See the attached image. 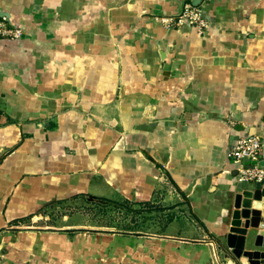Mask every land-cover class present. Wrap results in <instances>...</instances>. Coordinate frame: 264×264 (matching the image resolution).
<instances>
[{
    "label": "crops",
    "instance_id": "0c3cea01",
    "mask_svg": "<svg viewBox=\"0 0 264 264\" xmlns=\"http://www.w3.org/2000/svg\"><path fill=\"white\" fill-rule=\"evenodd\" d=\"M183 1L0 0L23 29L0 38V264L239 262L228 150L257 134L264 166V0H203L202 33L164 22ZM110 205L161 235L89 219Z\"/></svg>",
    "mask_w": 264,
    "mask_h": 264
},
{
    "label": "built area",
    "instance_id": "2783aa9c",
    "mask_svg": "<svg viewBox=\"0 0 264 264\" xmlns=\"http://www.w3.org/2000/svg\"><path fill=\"white\" fill-rule=\"evenodd\" d=\"M168 26L188 24L198 33H202L207 26L201 7L193 6L189 2L182 5L180 12L169 18H164ZM23 29L12 17L0 16V38L11 40L20 39ZM228 157L235 171L237 182L245 183L253 188L264 186V166L262 165V137L257 134H245L234 138L228 150Z\"/></svg>",
    "mask_w": 264,
    "mask_h": 264
},
{
    "label": "water",
    "instance_id": "95a60500",
    "mask_svg": "<svg viewBox=\"0 0 264 264\" xmlns=\"http://www.w3.org/2000/svg\"><path fill=\"white\" fill-rule=\"evenodd\" d=\"M193 6H199L203 0H184ZM235 174V171L233 172ZM264 199V186L246 188L235 194L231 212L230 227L225 237V246L230 254L239 260L246 258L247 264H264V216L263 211L252 206L254 201ZM249 229L252 231L249 232ZM248 237V238H247ZM254 249H246V241Z\"/></svg>",
    "mask_w": 264,
    "mask_h": 264
},
{
    "label": "rangeland",
    "instance_id": "374dc122",
    "mask_svg": "<svg viewBox=\"0 0 264 264\" xmlns=\"http://www.w3.org/2000/svg\"><path fill=\"white\" fill-rule=\"evenodd\" d=\"M264 137V134L262 135ZM81 205L86 206L84 202H81ZM89 207V206H87ZM117 208H113V206H109V208L103 209L101 212H96L94 215L89 216V219H92L94 222L97 220L95 217L99 216L98 220H101V223L98 224L99 226L111 228L114 230H120V231H129V232H140L145 233L149 235H161L160 233H154L149 226L142 225L137 221L136 218H134V214L130 213V215L124 213L121 214L119 210H116ZM92 211V210H91ZM92 211L91 213H93ZM74 216H67L65 218H59L58 221H55V218H50L49 222H47L48 228H60V226H63L67 224L72 218L75 219ZM112 221L114 222L112 224ZM96 225V224H94ZM93 225V226H94ZM95 227V226H94Z\"/></svg>",
    "mask_w": 264,
    "mask_h": 264
},
{
    "label": "bare ground",
    "instance_id": "6f19581e",
    "mask_svg": "<svg viewBox=\"0 0 264 264\" xmlns=\"http://www.w3.org/2000/svg\"><path fill=\"white\" fill-rule=\"evenodd\" d=\"M258 205H264V200L262 201V204H261V203H257V206H258ZM259 209H261V210L264 212V208H259ZM241 263H242V264H247V263H246V258L242 257V258H241Z\"/></svg>",
    "mask_w": 264,
    "mask_h": 264
}]
</instances>
